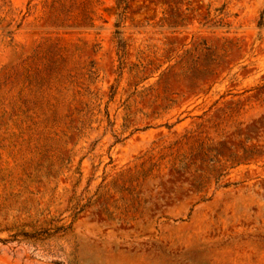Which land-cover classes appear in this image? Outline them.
Wrapping results in <instances>:
<instances>
[{"label":"rangeland","instance_id":"374dc122","mask_svg":"<svg viewBox=\"0 0 264 264\" xmlns=\"http://www.w3.org/2000/svg\"><path fill=\"white\" fill-rule=\"evenodd\" d=\"M0 264H264V0H0Z\"/></svg>","mask_w":264,"mask_h":264}]
</instances>
